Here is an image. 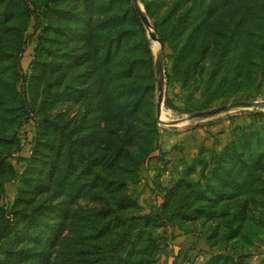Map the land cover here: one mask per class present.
I'll return each instance as SVG.
<instances>
[{"label":"rangeland","instance_id":"1","mask_svg":"<svg viewBox=\"0 0 264 264\" xmlns=\"http://www.w3.org/2000/svg\"><path fill=\"white\" fill-rule=\"evenodd\" d=\"M8 1L7 15L0 16V215L1 224L7 225L0 231V264H45L43 253L51 261L57 248L49 239L64 214L101 206L103 201L90 198L89 190L99 185L98 192L109 197L110 188L118 184L137 207L117 209L115 215H154L151 225L159 251L145 263L227 264L232 258L238 264H264V178L245 195L237 192L220 199L207 215L203 213L208 206L185 200L186 188L179 184L190 180L205 186L234 132L264 126V116L254 117L264 112L263 105H241L264 102V74L260 71L251 83L236 67L225 75L221 66L212 73L216 64L208 34L210 28L242 15L244 29L255 21L253 32L264 34V3L241 9L234 1H215L210 12L186 22L183 38L172 46L152 39L150 33L159 38L165 28L171 30L167 18L174 9L184 10L182 0H132L151 22V28L145 27L154 67L148 72L142 68L141 77L132 76H138L132 94L141 87L147 96L142 109L129 115L125 126L133 134L116 153L114 144L124 140L126 127L110 129L105 93L110 87L102 79L96 91L88 90L103 67L99 54L107 32L98 26L101 2L92 0L86 12L81 0ZM222 6L225 10L218 12ZM32 10L43 18L36 35ZM83 29L91 32L78 33ZM68 32L72 35H62ZM188 36L193 45L182 59L179 52ZM92 42H98L95 57L84 53ZM159 56L164 66L162 91ZM243 62L242 56L236 63ZM223 75L227 80H221ZM23 93L30 110L21 107ZM230 105L217 114L194 117ZM70 223L65 220V232ZM28 224L33 234L27 233Z\"/></svg>","mask_w":264,"mask_h":264},{"label":"trees","instance_id":"2","mask_svg":"<svg viewBox=\"0 0 264 264\" xmlns=\"http://www.w3.org/2000/svg\"><path fill=\"white\" fill-rule=\"evenodd\" d=\"M81 1L86 4L84 10L87 12L93 3L92 0ZM215 1L218 0H182L180 6L185 4L186 7L180 13L177 12L178 9L171 12L167 18V26H170L171 30L167 27L159 36L163 45L169 43L175 46L183 38L181 29L186 25V22L198 13L210 12ZM231 1L235 2L236 8L241 7V9L246 4L257 3L260 5L264 3V0H221L220 3L225 4ZM98 2H101L98 9L101 10L99 16H102V18H98V26L100 25L99 27L107 34L99 54V61L103 64L99 70L101 73L98 71L99 73L95 74L88 90L89 92L96 91L102 79L108 88L110 87L105 92L108 113L113 116L108 117L112 125L110 129L116 131V127L122 129L126 127L123 134L124 140L114 144L115 152L119 153L125 149V143L133 134L129 127L125 126V123L134 110L142 109L143 99L147 96L146 90L142 92L141 87H138L132 94L133 83L138 79V76L141 77L142 68L145 67L146 72L153 69V55L147 28L132 0H99ZM152 4L146 5L149 12H151ZM173 4H170L169 8ZM9 8V1L1 0L0 16H6ZM225 8L222 6L218 12L224 11ZM32 18L34 21L33 33L36 35L43 18L35 10H32L30 15V20ZM83 18L84 16H81L79 20ZM246 22V16L242 15L235 19L230 17L226 23L210 28L208 34L211 37L210 43L214 46L211 53L216 64L212 73L219 66H221L222 74L230 72L236 67V71L242 79L254 83L253 80L260 71L262 75L264 74V70H262L264 34L256 36L253 32L252 25L256 23L255 21H252L253 23L250 21V26L244 29ZM261 29H264V25ZM84 31L86 34L91 32V30L83 29L78 33ZM67 34L72 35V32L62 33L63 36H67ZM113 37L115 39L111 41ZM185 42L186 44L179 52L182 59L185 58V52L190 53L191 45H193L190 36L186 38ZM250 43L253 45L245 54L246 46ZM258 43L260 46L255 49L253 46ZM97 45L98 42L87 44L84 53L93 55V57L97 56L99 52ZM242 56L245 62L237 64L236 62ZM192 62L193 60H190L187 64ZM64 63L67 65L66 61ZM134 73L138 76L132 78ZM224 75L221 80H227ZM127 84L128 88L124 91ZM242 85H244L243 82ZM21 107L30 110L24 93L21 98ZM259 116H264V112L254 114L255 118ZM238 131L234 132V139L218 156L207 177L205 186L200 182H191L190 180L179 181V184L186 188L185 200L191 198L190 201H202L208 206L209 209L203 215L214 211L220 199L230 198L237 192L245 195L250 189H257L264 178V147L261 148L264 144V126L255 127L252 125V127L248 126L238 129ZM117 183L118 181H115L112 186H116ZM92 185H96V182L93 181ZM97 188L99 185L89 190L87 195L93 200L103 201L101 206L76 210L71 215L64 214V220H60L58 229L49 239L51 246L57 248L55 255L50 261L49 257L43 253V259L47 260L45 264H150V260L145 263L146 257L159 251V244L153 236L151 225L154 215L146 214L131 218L115 215L117 209L125 211L137 207L135 202L128 196V192L122 184H118L115 188L111 187L109 197L100 194ZM168 204L164 205L165 208ZM2 218L3 216L0 215L1 232L7 229L6 224H1ZM67 219L71 220V223L68 224L65 232L64 227L67 225L65 220ZM25 227L28 228L27 233L33 234V227H30L29 224ZM227 264L238 263L231 258Z\"/></svg>","mask_w":264,"mask_h":264},{"label":"water","instance_id":"3","mask_svg":"<svg viewBox=\"0 0 264 264\" xmlns=\"http://www.w3.org/2000/svg\"><path fill=\"white\" fill-rule=\"evenodd\" d=\"M137 9H138V11H139V13L143 19L144 24L147 27L151 28V22H150L149 18L144 14V12L139 7H137ZM150 36L152 39L160 41L158 36L153 31H151ZM157 67H158V71H159V75H160L158 86H159L160 91H162L163 82H164V66H163L162 58L160 56L158 57V60H157ZM161 102H162V97L160 96L158 99V117H160ZM241 105H243L244 107L250 108L253 106H260V105L264 106V102H242ZM231 106H233V105L221 106L218 108H214L212 110L202 111V112H199L198 114L194 115V117L211 116V115L217 114L223 110H226V109L230 108Z\"/></svg>","mask_w":264,"mask_h":264}]
</instances>
